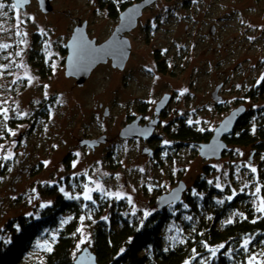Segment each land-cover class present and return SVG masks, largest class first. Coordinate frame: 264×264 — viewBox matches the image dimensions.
Here are the masks:
<instances>
[{
    "label": "rangeland",
    "instance_id": "374dc122",
    "mask_svg": "<svg viewBox=\"0 0 264 264\" xmlns=\"http://www.w3.org/2000/svg\"><path fill=\"white\" fill-rule=\"evenodd\" d=\"M130 2L52 0V11L44 14L36 0L24 10L0 0L5 5L0 9V238L10 220L37 216L59 194L82 203L76 257L86 247L91 250L92 232L108 221L110 210L118 214L116 221L141 224L157 211L160 195L179 182L185 183L195 211L185 200L179 208L169 207L170 222L161 232L164 249L211 225L216 208L232 205L236 198L244 196V203L229 209L217 228L245 218V202L257 217L263 215L256 208L264 198V153L227 146L221 159L205 160L197 146L178 145L170 135L183 125L212 133L242 105L254 114L251 130L264 127V95L247 98L251 88L264 86V0H156L142 11L136 27L124 33L131 46L124 69L113 68L110 61L97 65L78 86L65 76L67 54L61 49L84 23L90 40L97 45L107 40L118 24L107 8L117 10ZM217 86L219 102L211 98ZM165 95L169 102L150 138L120 137L136 119L140 127L156 120V104ZM42 106L46 115L33 121ZM101 136L107 141L94 149L80 145ZM9 152L11 158L2 159ZM68 154L70 168L64 162ZM196 182H205L207 190L198 192ZM85 185L96 189L90 192L92 200L84 199ZM255 187L261 188L257 195ZM210 190L215 193L206 199ZM72 218L63 216L59 228ZM57 236L58 230L46 232L22 264H44ZM246 240L251 243L252 238L242 245ZM205 245L196 264H210L225 249L223 244ZM209 249L216 250L215 257ZM231 253L228 248L222 255ZM244 254L245 264L250 255L259 264L264 246Z\"/></svg>",
    "mask_w": 264,
    "mask_h": 264
},
{
    "label": "trees",
    "instance_id": "16d2710c",
    "mask_svg": "<svg viewBox=\"0 0 264 264\" xmlns=\"http://www.w3.org/2000/svg\"><path fill=\"white\" fill-rule=\"evenodd\" d=\"M138 1L133 0V3L120 4L117 10L111 5L107 8L108 16L111 19H116L128 6ZM61 51L66 54V49L62 48ZM156 65L159 73H163L160 63ZM43 73L47 76L48 70H44ZM250 91L247 95L248 99L252 101L262 99L264 86L263 84L254 86ZM45 113L44 107H40L33 114L32 120L45 116ZM253 115L252 112L246 111L238 119L232 132L223 138L229 148L249 147L256 154L264 153V127L261 125L255 131L251 130L250 122ZM260 124H264V120ZM211 135L212 133L199 132L183 125L170 137L178 145L193 144L197 146L200 143L208 142ZM176 147L178 146L176 145ZM71 160L70 154L64 160L69 168ZM206 169L205 167V171H207ZM195 186H197L198 192L207 190L205 182H196ZM214 193V190L208 191L205 198L207 199L209 195ZM183 194L184 196L179 203L170 204L163 209L157 208V211L145 218L141 224L136 222L132 224L126 220L121 221V218L120 221H116L115 215L118 214L110 210L108 221L99 223L90 238L91 251L96 256L97 264H185V261H188L189 264H196L197 257L203 251L205 244H223L225 246L221 255L218 254L217 258L210 264H245L244 248L242 247L244 239L252 238L248 246L250 251L264 246V243L262 244L264 242V214L257 217V214H254L246 202L243 205L247 208L245 218L221 228L216 227L229 209L239 203H244V196H242L243 198L234 199L232 205L216 208L211 225L197 228L181 244L164 249L161 232L165 224L170 222L171 215L167 214L169 207L179 208L185 200L195 211L190 198L185 192ZM110 209L114 210V207L110 206ZM81 211V201L69 200L57 194L53 203L41 210L37 216L21 215L10 220L5 226L4 237L0 238V264H22L34 243L41 239L46 232L52 230H58V236L52 249L46 255L44 264H73L75 259L73 251L76 249L78 240L77 227ZM67 214L72 215L73 218L60 229L62 217ZM228 248L232 249L230 257L222 255L227 252ZM142 252H144L143 255H141Z\"/></svg>",
    "mask_w": 264,
    "mask_h": 264
},
{
    "label": "water",
    "instance_id": "95a60500",
    "mask_svg": "<svg viewBox=\"0 0 264 264\" xmlns=\"http://www.w3.org/2000/svg\"><path fill=\"white\" fill-rule=\"evenodd\" d=\"M12 3L17 4V9L24 10L31 2V0H11ZM39 9L42 13L47 14L52 11V0H36ZM156 0H139L138 2L128 6L118 16V24L115 27L111 36L97 45L95 40H90L86 31V23L80 27H76L70 37V40L66 44V59L64 62L65 76L68 78H74L78 86H82L83 83L90 77L91 72L97 65L106 64L111 62L113 68L123 70L129 54L131 46L129 40L124 36V33L130 32L137 25V20L141 16L142 11L153 4ZM211 34H213V27L211 28ZM220 86H217L211 98L215 102L221 101V97L218 96ZM169 95H165L157 104L155 108L156 120L150 122L144 127L139 126V120L136 119L130 124H127L120 132L122 139H148L153 133L154 128L158 125L159 116L169 102ZM246 113L245 106H238L229 112L222 122L212 131V135L208 142L200 143L198 147V155L205 160H219L222 154L227 149L226 143L223 138L228 136L238 119ZM104 116H108L107 110H105ZM148 132V133H147ZM146 133V134H145ZM107 141L105 136H101L95 140H81L80 145L82 147L87 146L91 149L98 147ZM144 153L151 156V150H144ZM186 191L185 183L179 182L178 186L173 188L167 193L160 195L157 201V208L163 209L170 204H177L181 201L183 193ZM96 256L87 247L84 248L75 257L73 264H97Z\"/></svg>",
    "mask_w": 264,
    "mask_h": 264
},
{
    "label": "snow or ice",
    "instance_id": "6c2138e0",
    "mask_svg": "<svg viewBox=\"0 0 264 264\" xmlns=\"http://www.w3.org/2000/svg\"><path fill=\"white\" fill-rule=\"evenodd\" d=\"M23 2H26V0H23ZM4 7H5V5L3 3H0V9H3ZM11 8L12 9H16L17 8V4L16 3L11 4ZM260 80L261 81H264V74L261 75ZM4 112L6 114L7 110L5 109ZM189 123H191V121ZM201 131H203V129H201ZM12 134L15 135V133H12ZM0 147H2V146H0ZM11 155H12V153L9 152L8 155L5 156V157H3L2 159H5V160L6 159H10L11 158ZM77 155H79V154H77ZM251 171L253 173H255L256 172V168H254V167L251 168ZM209 183H211V181H209ZM217 187H219V185H217ZM245 187H247V185H245ZM99 188H100V185H97V189H99ZM94 190H96V189H88L87 185H85L84 199L85 200H92V196L90 195V192L91 191H94ZM61 191L62 192L64 191L63 188H61ZM260 192H261V188L260 187H255V192L253 193V195H257ZM65 195L66 196H69L68 193H65ZM105 195H112V193H105ZM115 195L119 196L120 194L119 193H116ZM234 195H235V193H234ZM69 198H72V197H69ZM76 198L78 199L79 197H76ZM227 199L231 200L232 197L229 196ZM218 202L219 203H223L224 201H218ZM256 211L259 212V213L264 214V198H259V204H258V206L256 208ZM145 215H148V213H145ZM81 219H83V217ZM189 219H191V218L189 217ZM231 222H232L231 220L228 221V223H231ZM78 231H80V229H78ZM249 243H250V241L246 240L245 243H244V245L242 246L245 251L248 250V244ZM262 243H264V242H262ZM205 247H207V246L205 245ZM220 247L222 248L224 246L221 245ZM49 250H51V249H49ZM193 251H195V250H193ZM209 251L211 252L212 256L215 257L216 250L215 249H209ZM256 261H257L256 256L250 255L248 257V264H256ZM185 264H189V262L188 261H185ZM259 264H264V261L259 262Z\"/></svg>",
    "mask_w": 264,
    "mask_h": 264
},
{
    "label": "flooded vegetation",
    "instance_id": "af4514ba",
    "mask_svg": "<svg viewBox=\"0 0 264 264\" xmlns=\"http://www.w3.org/2000/svg\"><path fill=\"white\" fill-rule=\"evenodd\" d=\"M140 124H141V123H140ZM142 124H144V122H143Z\"/></svg>",
    "mask_w": 264,
    "mask_h": 264
}]
</instances>
